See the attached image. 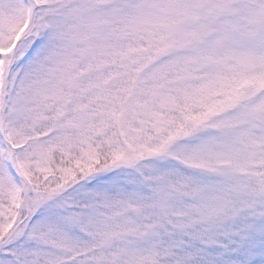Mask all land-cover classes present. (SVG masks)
<instances>
[{
    "label": "snow or ice",
    "instance_id": "1",
    "mask_svg": "<svg viewBox=\"0 0 264 264\" xmlns=\"http://www.w3.org/2000/svg\"><path fill=\"white\" fill-rule=\"evenodd\" d=\"M0 264H264V0H0Z\"/></svg>",
    "mask_w": 264,
    "mask_h": 264
}]
</instances>
